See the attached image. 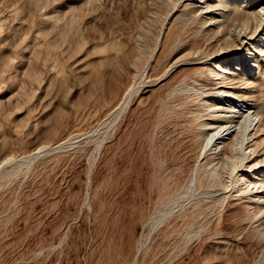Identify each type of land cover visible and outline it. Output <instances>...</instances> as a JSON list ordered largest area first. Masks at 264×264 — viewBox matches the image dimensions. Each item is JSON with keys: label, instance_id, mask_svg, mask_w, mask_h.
<instances>
[{"label": "rangeland", "instance_id": "obj_1", "mask_svg": "<svg viewBox=\"0 0 264 264\" xmlns=\"http://www.w3.org/2000/svg\"><path fill=\"white\" fill-rule=\"evenodd\" d=\"M223 86L264 165V0H0V264H264Z\"/></svg>", "mask_w": 264, "mask_h": 264}, {"label": "bare ground", "instance_id": "obj_2", "mask_svg": "<svg viewBox=\"0 0 264 264\" xmlns=\"http://www.w3.org/2000/svg\"><path fill=\"white\" fill-rule=\"evenodd\" d=\"M245 43L248 44V42H245ZM228 69H229L228 67L223 68L224 73H229ZM217 93L220 94L221 100L234 102V104H232V106H231V109H232L231 112H233L235 115H239V116L243 117L244 121L242 120L243 122H241V123L240 122L235 123V121H233V118H232V120L230 119L229 121H226L224 118H221V121H223V122H221L220 125L218 124V127L216 129L210 130L212 132L214 130V133L211 136V138L209 139V143L212 144V146H214L215 149L220 148L221 145H223L222 146V147H224L223 150H222V148H220V150H222V152L228 150L229 148H231V150H232V147H234V152L232 150L233 156H230V158L232 157L234 159L233 164H232V167H235L233 169V174L239 180H242V184H240V185L244 186V184H246V187L244 186L245 188L244 187L240 188L241 193L248 195V197H249L248 199L257 198V200H255L256 204H264L263 185L260 183V181H259L260 179L259 180L255 179V175L252 177L250 175V173L255 174L254 169L256 167H257V170H259L261 168V166L263 165V164H261L262 163L261 161L255 162V159L258 156L257 152H259V151H257V147H258L257 138L258 137L255 136L254 129L256 126L261 125L260 124L261 121L258 120L256 122L255 119L251 116L248 107L246 105H244V101L242 100L243 98H241V97H243L245 94L239 92L237 89H235L234 87H230V86L229 87L223 86L222 88H219ZM218 122H219V120H218ZM210 124H213V123H210ZM256 131H257V129H256ZM259 140H261V139H259ZM230 146H232V147H230ZM259 149H260V147H259ZM221 154H223V153H221ZM228 154L230 155V153H228ZM213 155H215L214 152H213ZM226 159H227V157H226ZM226 167H228V165ZM243 168H245V169L243 170ZM231 174H232V171H231ZM231 177H232V175H231ZM232 190H233V188H232ZM238 192H239V190H238ZM237 199H238V197H237ZM239 199H240V197H239Z\"/></svg>", "mask_w": 264, "mask_h": 264}]
</instances>
